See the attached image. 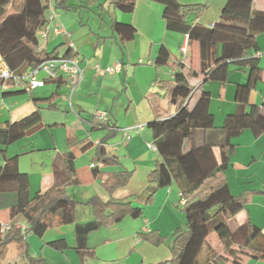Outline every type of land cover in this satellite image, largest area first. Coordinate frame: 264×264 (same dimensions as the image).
<instances>
[{"label": "crops", "instance_id": "obj_1", "mask_svg": "<svg viewBox=\"0 0 264 264\" xmlns=\"http://www.w3.org/2000/svg\"><path fill=\"white\" fill-rule=\"evenodd\" d=\"M178 1L184 5H206L202 14L192 17L204 27H212L219 21L227 2ZM67 3L74 9L58 10L53 3L50 10L67 34L56 35L52 30L53 23L46 36L43 32L40 34V40L43 48L49 52L56 50L60 57L67 52L69 42L74 44L84 75L81 87L72 99L64 75L47 81L44 87L31 93L22 90L4 92L0 87V123H16L37 110L41 111L43 119V127L36 133L10 145L5 153L0 147V166L6 158L18 157L19 170L29 174L30 193L34 197L54 186L56 157L63 160L74 157L81 184L67 186L66 191L82 203L75 209V221L78 223L94 219L93 208L86 204L93 197H99L103 202L129 198L135 207L143 208L141 218H126L89 234L88 245L95 249L96 257L85 259L84 264H158L169 261L172 236L176 230L184 229L189 220L183 209L181 192L174 184L159 189L154 202L148 206L139 199L146 192L148 175L160 158L158 152L148 146L153 143L148 125L159 117L166 118L175 113L165 84L173 80L179 63L186 68L192 65L195 76L190 83L196 91L190 106H196L203 92L209 93L210 112L215 116L216 126L221 127L225 118L238 110L237 93L240 85L247 84L249 69L233 70L224 88L218 82L205 81L201 75L200 44L192 43L188 48L187 35L168 30L163 17L164 8L158 3L138 0L133 14L117 10L113 0H67ZM254 8L264 11V0H254ZM115 21L133 25L136 30L134 38L121 43L113 30ZM249 28L259 32L257 41L262 54L258 59L264 69V17L253 18ZM162 48L169 53L166 66L157 65ZM185 48L186 55L183 54ZM118 61L123 65L120 72L112 75L96 73L97 64L106 68ZM0 62H3L1 54ZM39 78L46 79V75L41 73ZM54 94L58 95L54 108H49L46 103H35V100L48 99ZM240 103L264 107V75L255 88L241 90ZM96 112L108 113L115 124L116 134L107 137L109 130L92 129L91 121ZM139 125L144 129L140 133H132V138L126 141L122 130ZM105 138L108 139V150L119 159L118 165L104 166L96 161V145ZM226 140L234 147L227 173L229 187L235 196L243 197L245 205L236 221L243 225L250 219L264 233V196L257 193L264 185V128L254 124L248 129H229ZM91 143L92 146L89 145ZM215 155L220 159L219 150H215ZM93 164L94 168L91 167ZM95 168L106 173L132 171L133 175L126 186L110 194L94 176ZM16 193L14 187L0 192L1 225H11L16 221L26 225L11 217ZM152 231L167 236L168 242L154 246L140 237V233ZM58 239H65L69 245L66 250L59 251L62 255L50 251L52 247L48 245ZM27 242L32 256L42 255L48 260L49 256L54 257L52 264H57L55 258H59L60 264H81L74 248V225L67 211L64 212V224L50 228L41 241L30 235ZM210 242L220 259L211 264H235L215 235H211ZM237 261L240 264H264V260L253 258L248 250H241Z\"/></svg>", "mask_w": 264, "mask_h": 264}, {"label": "trees", "instance_id": "obj_2", "mask_svg": "<svg viewBox=\"0 0 264 264\" xmlns=\"http://www.w3.org/2000/svg\"><path fill=\"white\" fill-rule=\"evenodd\" d=\"M137 1L113 0V4L119 11L133 14ZM149 1L163 6L168 30L188 36V48L192 43L200 44L201 75L205 81L218 82L224 88L233 70L249 69L248 82L245 86L240 85L237 93L238 110L228 115L221 127L216 126L215 116L210 112L209 93L203 92L196 106H190L196 91L190 83L195 76L192 65L186 68L179 63L173 80L165 84L175 113L166 118L159 117L148 125L160 158L148 175L146 192L139 199L148 206L154 202L159 189L175 184L181 192V200H185L183 209L188 213L189 220L184 229L176 230L172 236L169 248L171 259L158 264L217 263L220 259L217 249L210 242L211 235L218 238L235 264H240L237 260L241 250H248L253 258L264 260L262 230L250 219L243 225L236 221V216L245 209V205L243 197L235 196L229 187L227 173L234 147L226 140L229 129H248L254 124L264 128V107L240 103L241 90L255 88L264 75V69L255 56L259 52V32L249 28L253 18L264 17V11L254 8V0H227L219 21L212 27H204L192 17L202 14L206 5H184L178 0ZM52 4L58 10L74 9L67 0H0V54L12 71L21 74L59 57L56 50L49 52L43 48L40 40V34L48 24L47 16ZM113 30L121 43L133 39L136 33L133 25L118 21L114 22ZM72 56L79 57L68 47L64 57ZM168 62L169 53L162 48L157 65L166 66ZM57 96L54 94L48 99L35 100V103H46L49 108H54ZM91 125L92 129L109 130L107 137L116 134L112 120L104 122L94 115ZM42 127L40 110L16 123H0V147L5 153L10 145L31 136ZM107 143L105 138L96 145V161L104 166L118 165L119 159L108 150ZM89 145L92 146V143ZM216 149L220 151V159L215 155ZM54 168V186L32 197L29 174L19 170L18 157L6 158L0 166V192L10 187L17 192L11 217L26 223L25 229L16 221L6 235L0 232V264H50L41 256L31 255L27 237L35 235L43 238L50 228L64 224L65 211L70 214L74 225V248L81 264L87 258L96 257L95 249L88 245L89 234L126 218L143 216V208L135 207L129 198L103 202L99 197H93L86 204L93 208L94 219L85 223L76 222L75 209L82 203L66 191L67 186L81 184L74 157L69 156L66 160L56 157ZM132 175V171L106 173L94 169V176L110 194L126 186ZM257 193L264 196V185ZM140 237L154 246L165 245L169 240L158 231L140 233ZM48 245L58 251L69 247L65 239L51 241Z\"/></svg>", "mask_w": 264, "mask_h": 264}, {"label": "built area", "instance_id": "obj_3", "mask_svg": "<svg viewBox=\"0 0 264 264\" xmlns=\"http://www.w3.org/2000/svg\"><path fill=\"white\" fill-rule=\"evenodd\" d=\"M47 20L48 24L45 28V31L43 32L44 36H46V33L49 32L50 26L53 23L54 28L52 30L56 35L67 34L64 26L56 20L52 13L48 14ZM68 46L76 51L73 43L69 42ZM186 52L187 48L183 49L184 55H186ZM261 54L262 53L257 52L255 56L259 57ZM122 68L123 65L121 61H118L115 65L106 68L101 67L100 64L95 66L96 73L99 75L116 74L120 72ZM41 73L46 75V79L39 78V74ZM61 75H64L68 81L70 99H72V96L80 89L84 78L79 57L59 56L57 58L47 60L38 67L27 70L21 74L12 71L4 62H0V87L4 92L11 90L33 91L35 89L44 87L47 81L58 79ZM95 116L104 122H108L110 120L107 112H96ZM143 129V125L123 129L122 133L124 139L129 141L132 138V133H140ZM98 144H100V142ZM148 146L153 151L157 152V148L153 143H150ZM91 167L94 168L95 165L93 164ZM181 202L182 205L185 204V200H182ZM10 228V224L2 225L0 230L1 235H6ZM22 228L25 229L26 225H22Z\"/></svg>", "mask_w": 264, "mask_h": 264}, {"label": "rangeland", "instance_id": "obj_4", "mask_svg": "<svg viewBox=\"0 0 264 264\" xmlns=\"http://www.w3.org/2000/svg\"><path fill=\"white\" fill-rule=\"evenodd\" d=\"M62 48V47H61ZM49 237V236H48ZM36 239H38V240H42L43 238H39V237H37L36 236ZM49 249V248H48ZM50 251H53L54 253H58L59 255H62V253H60L59 251H57L56 252V250H54V249H52V248H50ZM40 254V253H39ZM38 256H42V255H38ZM48 256V255H47ZM48 258H50V260H48V259H46L50 264H52V262H51V260H53L54 261V257H48ZM59 260V258H55V262H57V264H60V261H58Z\"/></svg>", "mask_w": 264, "mask_h": 264}]
</instances>
